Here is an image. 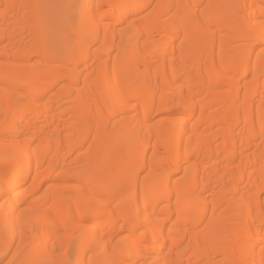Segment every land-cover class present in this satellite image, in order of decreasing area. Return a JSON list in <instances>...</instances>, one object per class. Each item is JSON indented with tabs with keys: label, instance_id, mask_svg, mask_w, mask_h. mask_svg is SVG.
Here are the masks:
<instances>
[{
	"label": "bare ground",
	"instance_id": "obj_1",
	"mask_svg": "<svg viewBox=\"0 0 264 264\" xmlns=\"http://www.w3.org/2000/svg\"><path fill=\"white\" fill-rule=\"evenodd\" d=\"M10 253L264 264V0H0Z\"/></svg>",
	"mask_w": 264,
	"mask_h": 264
},
{
	"label": "rangeland",
	"instance_id": "obj_2",
	"mask_svg": "<svg viewBox=\"0 0 264 264\" xmlns=\"http://www.w3.org/2000/svg\"><path fill=\"white\" fill-rule=\"evenodd\" d=\"M72 26H75V25L73 24ZM59 31L63 32L66 36L70 37L71 38L70 42L76 41V38L74 37L75 31L73 28H70L68 22L66 23V25L61 26ZM10 257H11V253L8 254V256H6L4 259H2V261H0V264H6Z\"/></svg>",
	"mask_w": 264,
	"mask_h": 264
}]
</instances>
